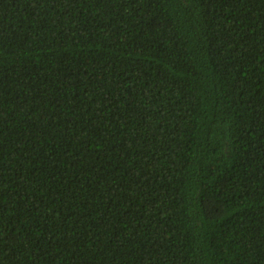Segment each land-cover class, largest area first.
I'll list each match as a JSON object with an SVG mask.
<instances>
[{"label":"trees","instance_id":"obj_1","mask_svg":"<svg viewBox=\"0 0 264 264\" xmlns=\"http://www.w3.org/2000/svg\"><path fill=\"white\" fill-rule=\"evenodd\" d=\"M0 264H264V0H0Z\"/></svg>","mask_w":264,"mask_h":264}]
</instances>
